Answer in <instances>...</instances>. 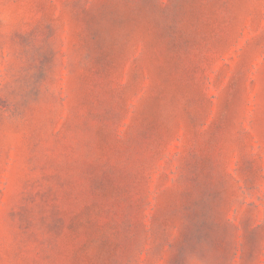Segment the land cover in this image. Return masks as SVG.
<instances>
[{
	"label": "rangeland",
	"instance_id": "1",
	"mask_svg": "<svg viewBox=\"0 0 264 264\" xmlns=\"http://www.w3.org/2000/svg\"><path fill=\"white\" fill-rule=\"evenodd\" d=\"M0 264H264V0H0Z\"/></svg>",
	"mask_w": 264,
	"mask_h": 264
}]
</instances>
